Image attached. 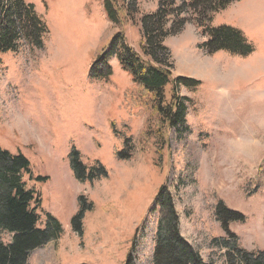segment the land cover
<instances>
[{
	"label": "rangeland",
	"instance_id": "obj_1",
	"mask_svg": "<svg viewBox=\"0 0 264 264\" xmlns=\"http://www.w3.org/2000/svg\"><path fill=\"white\" fill-rule=\"evenodd\" d=\"M23 1L47 31L0 57V147L49 178L22 181L42 198L38 227L48 228L49 215L61 227V238L32 251L28 264H126L130 254L135 264H154L164 189L181 235L206 264H228L224 246L264 253V0H241L214 16L212 27L233 28L246 41L248 50L236 54L203 49L210 38L184 6L186 25L165 42L172 82L163 108L178 88L179 101L188 99L180 127L162 119L154 94L116 55L109 74L93 68L119 32L150 61L142 19L160 0ZM179 78L199 84L175 87ZM0 240L12 235L0 231Z\"/></svg>",
	"mask_w": 264,
	"mask_h": 264
},
{
	"label": "trees",
	"instance_id": "obj_2",
	"mask_svg": "<svg viewBox=\"0 0 264 264\" xmlns=\"http://www.w3.org/2000/svg\"><path fill=\"white\" fill-rule=\"evenodd\" d=\"M239 1L241 0H185L182 6L175 7L173 0H160L157 13L145 15L142 19L144 43L141 49L144 57L150 61H143L140 55L125 43L123 34L119 32L115 34L110 46L104 50V54L93 68L101 64L99 69L109 74V59L116 55L123 69L134 81L141 84L147 92L154 94L162 119L170 120L174 126L180 127L185 120L188 99L179 101L175 96L178 88H174L169 106L163 108L167 99L166 87L172 82L171 52L165 42L167 38L178 35L186 25V19L181 17L185 6L192 17H195L197 27L202 29L203 35L210 38L202 45L208 53L213 54L220 50L235 54L244 53L248 47L239 31L225 26H211L217 13ZM46 31V25L37 15L34 5H26L23 0H0V57L17 52L23 39L41 42L40 38ZM173 83L175 87L199 84L186 78L176 79ZM74 158L77 178L86 179L80 169L82 165L78 153H74ZM23 174L35 182L49 180L48 177L34 176L31 162L24 154L13 155L0 147V231L12 235V241L9 243L0 240V264H28L32 251L61 238V227L51 215L48 216L47 229L38 227L42 198L36 190L27 189V184L22 181ZM161 194L163 220L158 223L160 228L157 232L154 264H206L200 252L181 235L178 215L169 192L164 189ZM222 212L234 219H243L241 215L225 211L220 206V213L223 214ZM218 218L230 235L228 220L225 217ZM73 220L75 231L79 232L81 214ZM232 238L235 239L233 234ZM224 247L229 251L228 264H235L236 261L240 264H264V253L255 258L252 254L238 250V246H230L231 249ZM126 264H135L132 254Z\"/></svg>",
	"mask_w": 264,
	"mask_h": 264
}]
</instances>
